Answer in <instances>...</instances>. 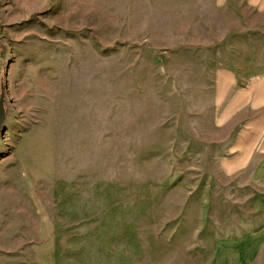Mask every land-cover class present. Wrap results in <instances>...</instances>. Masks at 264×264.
Wrapping results in <instances>:
<instances>
[{
  "label": "rangeland",
  "instance_id": "1",
  "mask_svg": "<svg viewBox=\"0 0 264 264\" xmlns=\"http://www.w3.org/2000/svg\"><path fill=\"white\" fill-rule=\"evenodd\" d=\"M254 3L0 0V264H214L249 209L217 73L264 72Z\"/></svg>",
  "mask_w": 264,
  "mask_h": 264
},
{
  "label": "crops",
  "instance_id": "2",
  "mask_svg": "<svg viewBox=\"0 0 264 264\" xmlns=\"http://www.w3.org/2000/svg\"><path fill=\"white\" fill-rule=\"evenodd\" d=\"M264 12V0H254ZM221 123L232 124L220 159L224 176L241 177L249 202L247 216L236 232L214 246V264H255L264 257V72L239 84L236 73H217Z\"/></svg>",
  "mask_w": 264,
  "mask_h": 264
},
{
  "label": "water",
  "instance_id": "3",
  "mask_svg": "<svg viewBox=\"0 0 264 264\" xmlns=\"http://www.w3.org/2000/svg\"><path fill=\"white\" fill-rule=\"evenodd\" d=\"M6 109H5V92L2 88L1 96H0V132L4 128Z\"/></svg>",
  "mask_w": 264,
  "mask_h": 264
},
{
  "label": "trees",
  "instance_id": "4",
  "mask_svg": "<svg viewBox=\"0 0 264 264\" xmlns=\"http://www.w3.org/2000/svg\"><path fill=\"white\" fill-rule=\"evenodd\" d=\"M0 56H2V54L0 53Z\"/></svg>",
  "mask_w": 264,
  "mask_h": 264
}]
</instances>
